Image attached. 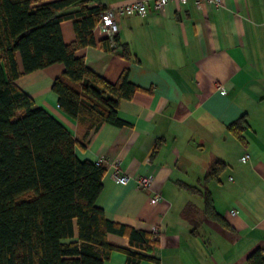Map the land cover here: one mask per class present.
<instances>
[{
    "label": "crops",
    "instance_id": "0c3cea01",
    "mask_svg": "<svg viewBox=\"0 0 264 264\" xmlns=\"http://www.w3.org/2000/svg\"><path fill=\"white\" fill-rule=\"evenodd\" d=\"M47 1L52 0L37 4ZM128 1L91 0L87 7ZM223 1L216 8L210 0H188L185 6L169 0L163 13L150 7L144 15L118 18L110 44L127 45L129 60L105 52V38L94 33L95 45L75 52L108 82L127 70L129 82L140 89L120 102L118 117L127 123L122 127L105 123L84 139V128L59 109L51 90L64 71L61 63L15 81L83 145L75 149L78 159L102 160L96 206L114 223L153 235L155 229L158 245L150 255L158 264H246L258 247L264 257V0ZM60 29L64 43L71 44L72 22L62 21ZM242 116L243 142L228 128ZM246 153L250 158L242 163ZM215 159L225 168L217 180L204 183ZM115 163L131 176L127 184L115 180ZM139 175L153 176L149 189L136 187ZM181 184L208 191L223 224L206 216L201 194ZM156 194L160 198L153 202ZM107 238L128 248L126 237ZM125 262V254L114 251L105 264Z\"/></svg>",
    "mask_w": 264,
    "mask_h": 264
},
{
    "label": "trees",
    "instance_id": "16d2710c",
    "mask_svg": "<svg viewBox=\"0 0 264 264\" xmlns=\"http://www.w3.org/2000/svg\"><path fill=\"white\" fill-rule=\"evenodd\" d=\"M41 1L46 0H0V264H105L114 251L125 254V264H158L150 255L158 245L155 235L114 223L96 206L104 166L78 159L75 149L83 145L15 83L24 74L63 64L51 90L59 109L84 128V139L105 123L127 125L118 107L140 91L127 70L111 83L75 56L95 45L93 29L103 6L87 7L91 0L37 4ZM74 6L79 10L64 13ZM64 20L73 24L71 44L62 39ZM100 46L131 59L125 44L111 47L105 38ZM246 127L245 116L228 126L241 142ZM224 168L215 159L203 182L217 180ZM182 187L201 194L206 216L223 224L208 191ZM109 233L126 237L128 248L110 242ZM246 264H264L263 249L251 251Z\"/></svg>",
    "mask_w": 264,
    "mask_h": 264
},
{
    "label": "built area",
    "instance_id": "2783aa9c",
    "mask_svg": "<svg viewBox=\"0 0 264 264\" xmlns=\"http://www.w3.org/2000/svg\"><path fill=\"white\" fill-rule=\"evenodd\" d=\"M169 0H131L122 4H116L112 6H105L99 15L98 22L96 23L93 33L101 37L106 38L110 43L114 42L115 37L118 34L117 19L133 15H144L152 7V9L158 13H163ZM181 6H185L188 0H177ZM203 0H195L197 5H200ZM214 6L220 7L223 5V0H210ZM216 90L221 93H225V89L220 85H216ZM250 155L244 154L240 161L245 163L249 160ZM100 160L98 163L101 164ZM114 178L118 183L127 184L131 179V176L121 174L118 168V164H114ZM136 187L140 190L149 189L154 181L151 175H139L134 179ZM160 198L159 194L153 196L152 201L156 202ZM236 211L232 210L231 214L234 215ZM154 235H158L154 229Z\"/></svg>",
    "mask_w": 264,
    "mask_h": 264
}]
</instances>
